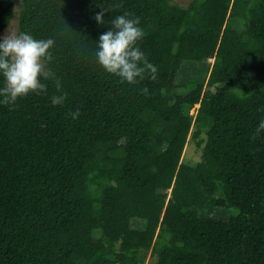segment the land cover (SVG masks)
Segmentation results:
<instances>
[{
	"label": "trees",
	"instance_id": "trees-1",
	"mask_svg": "<svg viewBox=\"0 0 264 264\" xmlns=\"http://www.w3.org/2000/svg\"><path fill=\"white\" fill-rule=\"evenodd\" d=\"M13 5L0 0V32ZM20 7L18 33L54 45L46 90L0 104V264H144L148 252L147 264H264V0ZM125 11L155 79L121 82L96 62L99 33ZM209 58L179 91L182 63ZM189 135L196 162L183 159Z\"/></svg>",
	"mask_w": 264,
	"mask_h": 264
},
{
	"label": "clouds",
	"instance_id": "clouds-1",
	"mask_svg": "<svg viewBox=\"0 0 264 264\" xmlns=\"http://www.w3.org/2000/svg\"><path fill=\"white\" fill-rule=\"evenodd\" d=\"M105 8L94 13L97 24L103 25ZM110 27L99 33L96 39L94 55L96 62L108 73L118 77L121 82L138 83L145 74L155 79L157 67L149 61L140 48L138 41L144 30L139 24V17L130 16L125 11L110 21ZM52 38H36L31 33H9L0 35V104L14 106L15 101L29 92L41 94L46 90L42 78H49L46 61L52 59ZM57 89L62 87L59 78L55 80ZM141 91L147 92V87ZM66 93L53 95L52 104H63ZM79 109L70 112L75 119ZM264 130V119L256 128L260 133Z\"/></svg>",
	"mask_w": 264,
	"mask_h": 264
},
{
	"label": "rangeland",
	"instance_id": "rangeland-1",
	"mask_svg": "<svg viewBox=\"0 0 264 264\" xmlns=\"http://www.w3.org/2000/svg\"><path fill=\"white\" fill-rule=\"evenodd\" d=\"M190 0H169L170 3L179 4L182 6H186L189 3ZM22 0H13V16L9 22V24L0 32V35H7L9 33H17L18 34V28H17V21H18V15L19 10L21 6ZM242 26L237 25V28H241ZM213 62V59L209 58L204 61H188L183 62L181 65V68L179 72L177 73L175 77V82L177 84L178 90L183 92L185 90L186 84H189L191 82H201L205 79L209 67L211 66ZM204 78V79H203ZM208 89L212 90L213 87H209ZM199 104H195L193 107L190 108V113H194L195 109L198 108ZM200 138V137H199ZM199 138H193L191 135H189L187 144L184 149V157L183 159L188 160L189 162H196L200 160L201 158V148L197 144V140ZM219 214H227L224 210L219 209ZM132 227L142 228L144 225V221L142 219H132L131 220ZM153 260L152 257H150L149 252L147 254L146 260L144 264H147L148 262H151Z\"/></svg>",
	"mask_w": 264,
	"mask_h": 264
}]
</instances>
